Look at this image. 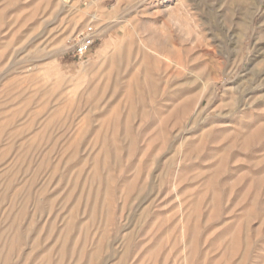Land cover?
<instances>
[{"label": "rangeland", "instance_id": "rangeland-1", "mask_svg": "<svg viewBox=\"0 0 264 264\" xmlns=\"http://www.w3.org/2000/svg\"><path fill=\"white\" fill-rule=\"evenodd\" d=\"M233 1L0 0V264H264V0Z\"/></svg>", "mask_w": 264, "mask_h": 264}, {"label": "built area", "instance_id": "built-area-1", "mask_svg": "<svg viewBox=\"0 0 264 264\" xmlns=\"http://www.w3.org/2000/svg\"><path fill=\"white\" fill-rule=\"evenodd\" d=\"M95 42V31L92 29L88 28L86 31L78 33L70 51L71 58L83 59L93 49Z\"/></svg>", "mask_w": 264, "mask_h": 264}, {"label": "bare ground", "instance_id": "bare-ground-1", "mask_svg": "<svg viewBox=\"0 0 264 264\" xmlns=\"http://www.w3.org/2000/svg\"><path fill=\"white\" fill-rule=\"evenodd\" d=\"M233 3L235 4V5H239V4H245V2H243L242 0H236V1H233ZM186 11V10H185ZM184 12V11H183ZM183 12H181V13H183ZM247 12V11H246ZM187 13V12H186ZM184 14V13H183ZM188 17V16H187ZM244 17V16H243ZM178 21H180L181 20V17H179L178 16ZM186 19V18H185ZM236 19H238V18H236ZM244 19V18H243ZM182 20H184V18L182 19ZM189 20V19H188ZM186 21V20H185ZM184 21V22H185ZM182 22V21H181ZM186 24V27H187V25H188V23H187V21L185 22V23H183V25H185ZM192 25V24H191ZM236 26V25H235ZM244 26H242V24L241 25H239V28H243ZM238 28V29H239ZM242 31H244V30H242ZM187 34V36L189 35V32H187L186 33ZM241 35V34H240ZM186 37V36H185ZM163 40V39H162ZM161 40V41H162ZM164 41H165V39H164ZM156 43V42H155ZM158 43V42H157ZM156 43V44H157ZM161 44H163L162 42L160 43L159 42V45H161ZM166 44V43H165ZM162 47H164L163 45H162ZM162 49V48H161ZM163 52H166V49L165 48H163L162 49V51L161 52H155L154 53V55H155V60H157V61H164V62H170V60L167 58V56H166V54H164ZM168 54V53H167ZM160 58V59H159ZM171 63V62H170ZM169 63V64H170ZM109 64H116V61H115V59H111L110 61H109Z\"/></svg>", "mask_w": 264, "mask_h": 264}]
</instances>
